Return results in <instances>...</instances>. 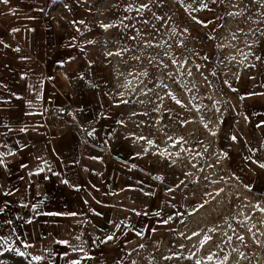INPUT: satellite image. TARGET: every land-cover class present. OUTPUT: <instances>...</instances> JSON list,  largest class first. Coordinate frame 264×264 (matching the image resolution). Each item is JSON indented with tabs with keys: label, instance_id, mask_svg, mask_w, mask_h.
<instances>
[{
	"label": "crops",
	"instance_id": "0c3cea01",
	"mask_svg": "<svg viewBox=\"0 0 264 264\" xmlns=\"http://www.w3.org/2000/svg\"><path fill=\"white\" fill-rule=\"evenodd\" d=\"M54 1L0 2V233L35 264H121L157 237L168 195L141 180L98 50ZM233 88L231 165L264 180V33Z\"/></svg>",
	"mask_w": 264,
	"mask_h": 264
},
{
	"label": "rangeland",
	"instance_id": "374dc122",
	"mask_svg": "<svg viewBox=\"0 0 264 264\" xmlns=\"http://www.w3.org/2000/svg\"><path fill=\"white\" fill-rule=\"evenodd\" d=\"M52 6L98 50L141 180L168 195L157 237L121 264H264V180H246L244 165L233 169L222 129L235 79L251 65L264 33V0H55ZM0 264L35 262L0 233Z\"/></svg>",
	"mask_w": 264,
	"mask_h": 264
},
{
	"label": "snow or ice",
	"instance_id": "6c2138e0",
	"mask_svg": "<svg viewBox=\"0 0 264 264\" xmlns=\"http://www.w3.org/2000/svg\"><path fill=\"white\" fill-rule=\"evenodd\" d=\"M0 2H2V3H5V4H7L8 3V0H0ZM211 2L212 3H215L216 2V0H211ZM220 2L222 3L223 2V0H220ZM142 8H147L148 7V5H142L141 6ZM202 7H207V4H202ZM137 11H139V9L137 10ZM155 15V14H154ZM157 19H160V17H156ZM195 19V18H194ZM81 23H83L82 21H81ZM197 23H202L201 21H197ZM209 23H211V21H209ZM102 27H104L105 29H107L108 27H111V25H102ZM13 31H16V29H13ZM0 43H2V41H0ZM89 43H92V41H89ZM17 51H18V49H17ZM117 54H119V53H117ZM108 55H112V53H108ZM205 58H207V57H205ZM138 59V58H137ZM258 59H259V57H258ZM197 67V70H199V65H197L196 66ZM142 75H147V73L145 72V73H142ZM189 75H191V72H189ZM225 83H227V81H225ZM233 91H235V89H233ZM169 95H172L171 93H169ZM173 99H176L174 96L172 97ZM243 98V97H242ZM122 103H128V101H126V100H124V101H121ZM176 103H180V101L179 100H176ZM118 122H120V121H118ZM188 121H184V123H187ZM259 126V125H258ZM23 130V129H22ZM214 134V133H213ZM89 135H92V133L91 132H89ZM138 139H144V137H138ZM169 139H172L171 137H169ZM232 139L233 140H235L236 139V137L235 136H233L232 137ZM177 142H179V141H177ZM148 143L149 144H152L153 143V141H151V140H149L148 141ZM161 155H164L165 153L164 152H161L160 153ZM0 163H3V161H0ZM259 166L260 167H262V168H264V163H261V164H259ZM133 167H135V166H133ZM193 167H195V165H193ZM40 171H43V169H40ZM186 175H189L188 173H186ZM155 179H162V177H159V176H157V177H155ZM65 183H67L66 181H65ZM181 183H184L183 181H181ZM213 183H215V181H213ZM177 187H179V185H177ZM173 189H171V188H169L168 189V191H172ZM220 191H223V189H221ZM217 194H219V193H217ZM210 195V194H209ZM204 205H200V207L202 208ZM261 211H264V209H260ZM3 211V209L2 208H0V212H2ZM155 215H157V216H159L160 215V213L159 212H157V213H154ZM47 215H61L60 213H47ZM67 215H72V216H75L76 215V213H68ZM137 215H140V213H137ZM172 220V216H169L167 219H165V220H163L162 221V223L163 224H168L169 223V221H171ZM9 223H10V221H9ZM117 227H119L118 225H117ZM249 230H251V229H249ZM152 231H156V229H152ZM211 231V230H210ZM136 235H142V233H140V232H138V233H136ZM194 235H196V233H194ZM113 239V236H111V235H109V236H107V239L106 240H101V243H106L107 241H110V240H112ZM205 239H210V237H205ZM238 239H240V240H243L244 238L242 237V236H240V237H238ZM229 240H231V237H229ZM56 243H59V244H67L68 242L67 241H56ZM202 243H203V241H202ZM31 245H25V247H30ZM143 245H141V247H142ZM81 250H83V249H81ZM16 254L17 255H20V256H24L25 255V253L24 252H22V251H20L18 248L16 249ZM42 259V257L41 256H39V255H37V256H33L32 257V260H35V261H40ZM209 259H211V257H209ZM225 260L227 259V257L225 256V258H224ZM72 264H79V261H77V260H74V261H72ZM196 264H200V261H197L196 262Z\"/></svg>",
	"mask_w": 264,
	"mask_h": 264
},
{
	"label": "built area",
	"instance_id": "2783aa9c",
	"mask_svg": "<svg viewBox=\"0 0 264 264\" xmlns=\"http://www.w3.org/2000/svg\"><path fill=\"white\" fill-rule=\"evenodd\" d=\"M67 115H68V120H70V121H72V122L75 121V116H74L73 110L70 109V110L67 112Z\"/></svg>",
	"mask_w": 264,
	"mask_h": 264
}]
</instances>
